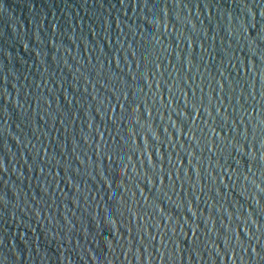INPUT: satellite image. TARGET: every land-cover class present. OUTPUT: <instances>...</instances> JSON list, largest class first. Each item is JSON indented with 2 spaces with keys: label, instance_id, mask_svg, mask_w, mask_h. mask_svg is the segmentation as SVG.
<instances>
[{
  "label": "water",
  "instance_id": "water-1",
  "mask_svg": "<svg viewBox=\"0 0 264 264\" xmlns=\"http://www.w3.org/2000/svg\"><path fill=\"white\" fill-rule=\"evenodd\" d=\"M0 264H264V0H0Z\"/></svg>",
  "mask_w": 264,
  "mask_h": 264
}]
</instances>
